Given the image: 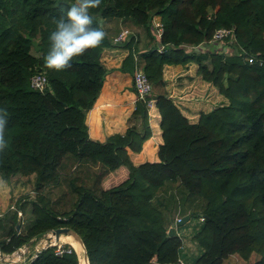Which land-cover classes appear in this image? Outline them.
Instances as JSON below:
<instances>
[{
  "label": "trees",
  "instance_id": "1",
  "mask_svg": "<svg viewBox=\"0 0 264 264\" xmlns=\"http://www.w3.org/2000/svg\"><path fill=\"white\" fill-rule=\"evenodd\" d=\"M73 2L0 0V109L7 113L0 176L35 178L34 198L16 201L21 212L31 207L33 224L20 234L16 215L0 222L1 251L10 254L55 229L70 228L80 237L88 264H177L181 239L168 230L177 216L189 215L203 219L192 236L202 252L186 264H223L232 256L243 262L254 256L251 264H264V0H101L91 14L93 26L106 32L103 43L73 58L65 70H50L44 63L49 36ZM155 18L163 26L162 52L152 28ZM118 21L138 28L152 44L138 63L153 89H163L164 64L193 62L197 76L227 100L189 123L159 92L163 144L156 162L137 166L128 151L139 153L151 136L146 101H136L132 126L104 142L90 140L85 123L107 73L103 50L128 49L121 71L134 69L132 46L139 51L134 37L114 46L105 29ZM221 28L233 30L234 39L188 49L210 42ZM38 73L47 77L43 91L30 86ZM69 161L74 170L84 169L85 177L66 174ZM120 167L128 178L99 188L101 179ZM62 184L73 196L65 211L51 198ZM62 245L70 252L56 255V247H48L29 264H79L76 251Z\"/></svg>",
  "mask_w": 264,
  "mask_h": 264
},
{
  "label": "crops",
  "instance_id": "2",
  "mask_svg": "<svg viewBox=\"0 0 264 264\" xmlns=\"http://www.w3.org/2000/svg\"><path fill=\"white\" fill-rule=\"evenodd\" d=\"M105 29L109 30L114 46L124 45L134 37L133 44L136 43L139 49L137 52L134 50L135 47L132 46L134 60L136 58L137 62L140 60L141 52L146 51L144 49L152 45L145 34H138L140 32L138 28L123 25L120 21L107 23ZM125 30L129 33L121 41L116 42L115 38ZM127 55L128 49L117 47L105 48L101 54L100 60L105 66L107 73L98 98L86 114L85 123L90 140L104 142L111 135L123 134L128 127L135 123L132 118V112L135 109L137 97L134 87L130 85L131 82L133 84V72L131 74L121 71L122 62ZM197 69L198 64L193 62L184 65H163V89L160 86L153 89L151 95L153 102L148 107L151 136L143 143L142 150L139 153L128 151L130 160L135 166L158 160L157 150L159 145L163 144L160 116L156 108V97L160 94L159 92L167 94L189 123H197L202 113H208L214 108L227 104V100L218 92L216 87L197 76ZM127 178V169L120 167L104 176L100 181L99 188L107 190L122 183ZM22 224L23 222L21 221L20 228ZM201 225L202 220L199 218V228L196 227L195 232L200 229ZM190 226L185 228L174 227L173 232L185 235L184 231L187 230L188 232ZM20 228L18 230L15 228L20 234L25 233L27 230L22 233ZM195 232L189 236L192 237ZM181 251L183 257L180 258L182 260H189V258L193 260L202 252L200 249L198 251L199 254L192 257L186 248H182Z\"/></svg>",
  "mask_w": 264,
  "mask_h": 264
},
{
  "label": "clouds",
  "instance_id": "3",
  "mask_svg": "<svg viewBox=\"0 0 264 264\" xmlns=\"http://www.w3.org/2000/svg\"><path fill=\"white\" fill-rule=\"evenodd\" d=\"M101 0H74L55 22V29L49 36V49L44 56L46 67L54 71H63L70 67L75 57L84 55L89 49L99 47L106 32L102 27H94L91 10L100 6ZM6 110L0 109V150L6 147L5 128Z\"/></svg>",
  "mask_w": 264,
  "mask_h": 264
},
{
  "label": "rangeland",
  "instance_id": "4",
  "mask_svg": "<svg viewBox=\"0 0 264 264\" xmlns=\"http://www.w3.org/2000/svg\"><path fill=\"white\" fill-rule=\"evenodd\" d=\"M128 26L132 27L131 25H128ZM130 85L133 86L132 82L130 83ZM66 165H67L65 169L66 174L72 173L73 176H77L79 178L85 177L86 174L84 172V169H81L78 171L74 170L73 164L70 161L67 162ZM92 171H95V170H92ZM34 179H35L34 176L23 177L20 175H16V176L10 177L8 180H4L0 176V216H2L0 218L1 225L6 224V220H10L15 214L17 216V221L19 218L20 223L21 221L23 222V224L21 225V228L19 227L20 230L22 229V233L28 228V226H31L33 224V218L30 213L31 207L28 205L26 208V211L22 212V217H19L17 214L19 210L17 209L16 201L19 198L24 197L25 195L31 196L32 199L34 198L35 196V193L33 191ZM51 194H52L51 196L52 200L54 201L59 200V203H57L56 205L57 210L65 211L69 208L70 202L71 200H73V196L67 190L66 184H62L61 188L53 189ZM177 218H179V216H177L175 220ZM189 226H190V229L188 230V232L187 230L184 231V233H186L185 235H180V234H177V235L180 237L181 243H182L180 250H182V248L183 249L186 248L188 252H190L192 257H195L196 255L199 254L198 251L201 248L195 241L192 240V237H190L189 235L196 231L195 229L196 227L199 228V218L192 217L190 218L189 222L185 223V225L180 226L178 228H183V227L185 228ZM2 234H3V229H1V232H0V235ZM46 236L47 235H45L42 239L46 238ZM67 238L68 237L66 236H61L58 244L65 243V244H69L73 246V242ZM255 259L256 258L253 256L248 262H243L238 257L232 256V257H229L227 260H225L223 264H251L253 263ZM184 260L187 262L191 260V258H189V260L188 259H184Z\"/></svg>",
  "mask_w": 264,
  "mask_h": 264
},
{
  "label": "built area",
  "instance_id": "5",
  "mask_svg": "<svg viewBox=\"0 0 264 264\" xmlns=\"http://www.w3.org/2000/svg\"><path fill=\"white\" fill-rule=\"evenodd\" d=\"M152 28L154 30L155 36H156V42L158 43V51L162 52L163 51V46H159V39L163 33V26L161 22L155 18L152 21ZM129 32L128 31H123L121 32L116 38L115 41H121L123 37H125ZM224 38H229L230 41L234 39V31L231 29H217L210 42L204 41L200 46L194 47L191 46L188 49L190 51H201L209 47L210 45L213 44H220L224 40ZM188 50V51H189ZM248 63H253V58H248ZM133 87L136 93L137 100H143L146 101L147 103V108L151 106L153 99L151 97L153 88L151 83L148 80L147 75L141 69L139 66V63L137 62L136 58L134 60V69H133ZM47 85V77L44 73H38L34 74L30 78V86L31 88L38 90V91H43L44 88ZM18 216L22 217V213L18 211ZM2 216H0L1 218ZM181 218H177L176 220H180ZM203 221V219H201ZM49 238V239H48ZM53 236L50 233L47 234L46 238L40 239V240H32L29 244L23 245L13 251L10 254H5L1 251L0 249V264H29L31 261L35 259V257L44 249L48 247L55 246V254L56 255H62L64 252L69 253V249H64L62 244H58L54 242L52 239ZM177 264H186L181 258H179V261Z\"/></svg>",
  "mask_w": 264,
  "mask_h": 264
},
{
  "label": "water",
  "instance_id": "6",
  "mask_svg": "<svg viewBox=\"0 0 264 264\" xmlns=\"http://www.w3.org/2000/svg\"><path fill=\"white\" fill-rule=\"evenodd\" d=\"M189 219H190V216L185 215L180 220H176L174 222V224H172L168 230L169 236H172L174 227H180V226L185 225V223H187L189 221ZM19 227H20V220H18L16 223V229L18 230ZM51 234L53 236L52 239L54 240L55 243L59 242L61 236H66V237H71L73 240L79 242L83 247V243H82L80 237L70 228H58V229L51 231ZM83 249H84V247H83ZM84 258L86 259L87 264H88V260H87L85 250H84Z\"/></svg>",
  "mask_w": 264,
  "mask_h": 264
},
{
  "label": "bare ground",
  "instance_id": "7",
  "mask_svg": "<svg viewBox=\"0 0 264 264\" xmlns=\"http://www.w3.org/2000/svg\"><path fill=\"white\" fill-rule=\"evenodd\" d=\"M67 239L73 242V246L72 245L70 246L76 251L77 256L79 258V264H87V261L84 258V249L82 245L79 242L73 240L71 237H68Z\"/></svg>",
  "mask_w": 264,
  "mask_h": 264
}]
</instances>
